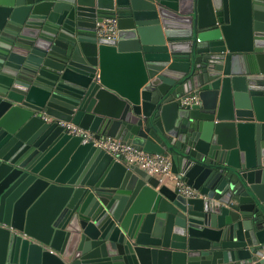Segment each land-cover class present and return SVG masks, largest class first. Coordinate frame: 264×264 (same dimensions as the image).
<instances>
[{
  "label": "water",
  "instance_id": "1",
  "mask_svg": "<svg viewBox=\"0 0 264 264\" xmlns=\"http://www.w3.org/2000/svg\"><path fill=\"white\" fill-rule=\"evenodd\" d=\"M0 264H264V0H0Z\"/></svg>",
  "mask_w": 264,
  "mask_h": 264
},
{
  "label": "built area",
  "instance_id": "2",
  "mask_svg": "<svg viewBox=\"0 0 264 264\" xmlns=\"http://www.w3.org/2000/svg\"><path fill=\"white\" fill-rule=\"evenodd\" d=\"M98 35L109 40L114 39L117 35V21L115 19H106L99 23ZM45 118L49 121L54 120L53 117L46 116ZM57 122L64 126L68 133L80 136L82 143H93L94 146L106 152L114 155H123L129 163L135 164L149 174L157 176L162 182L174 181L175 187L186 196L195 197L199 195L197 190L189 186L172 171L171 159L168 155L146 152L136 145L118 138L109 136L98 137L95 132L82 128L73 122L65 120H57Z\"/></svg>",
  "mask_w": 264,
  "mask_h": 264
},
{
  "label": "crops",
  "instance_id": "3",
  "mask_svg": "<svg viewBox=\"0 0 264 264\" xmlns=\"http://www.w3.org/2000/svg\"><path fill=\"white\" fill-rule=\"evenodd\" d=\"M164 183H168V184L171 185L172 187H175V185H174V181H172V180H168V181H166V182H164Z\"/></svg>",
  "mask_w": 264,
  "mask_h": 264
}]
</instances>
